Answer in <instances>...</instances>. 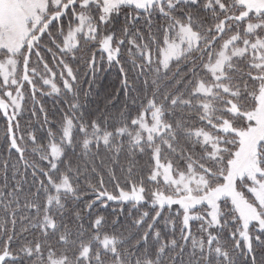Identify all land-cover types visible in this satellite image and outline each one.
<instances>
[{"label": "snow or ice", "instance_id": "6c2138e0", "mask_svg": "<svg viewBox=\"0 0 264 264\" xmlns=\"http://www.w3.org/2000/svg\"><path fill=\"white\" fill-rule=\"evenodd\" d=\"M166 2L165 8V0H25L28 8L18 20L13 21L18 25L15 45L8 47L0 44V119L5 121L8 129L6 150L9 153L16 152L23 161V150L20 146V141L23 139V133H20V117L24 114V106L29 98L33 116L36 115L38 107L46 124L55 121L49 120L47 109L37 98L38 95L53 97L57 103L63 100L65 105L60 112L62 120L59 124L61 133L59 144L56 142L52 128H47L49 155L43 157L49 164V171H44L47 186L44 180L39 181L45 199L43 205L39 201L28 205L30 208H35L38 213L43 207L40 224L34 226H39L45 236L50 231L55 232L59 227L55 213L63 216L68 210L70 200L76 201L78 205L81 200L86 199L85 195L81 194L78 170L73 172L68 165L67 171L60 172L55 177L52 175L58 172L60 162L66 155L65 149L74 150L77 146L75 139L77 130L80 136L78 144L85 157L93 147L97 151L101 145L108 148L112 146L113 136L123 137L126 134L125 124L112 129L108 127L107 119L103 123L98 117L84 119L86 104L80 101L79 73L73 67V63L80 59L77 52L82 42L91 45L89 55L84 58L92 75L90 87L95 82L97 65L99 64L100 69L103 70V65L107 64L109 70L113 66L117 68L121 89L127 95L129 83L121 59L125 42L127 41L129 45V56L132 55L133 47L137 48L139 54H143L135 40V36H142V33L137 30L130 34L136 22L143 19L151 27L153 11L173 21L165 26V31L183 30L186 21L187 29L191 31H186L183 35L186 36V42H190L194 36L199 35L198 29L204 26L203 20L193 16L192 9H202L204 12L212 13L210 17L212 23L207 26L206 31L218 33L213 43L226 31L232 30L233 25L229 21L236 22V31L223 42L221 46L223 50L218 52L214 63H210L208 69L214 74L220 73L213 76L216 80L215 87L236 99L223 101L224 106L219 109L223 115L215 117L212 116L207 105L200 104L199 107L204 110V115L200 119L207 123L211 130L201 126L191 133L204 150V159L211 161L215 165V170L202 163L186 162L183 169L174 166L171 161L165 164L159 159L158 150H155L152 157L153 166L146 177L131 179L132 173L129 168V178L124 182L116 180L113 175L114 186L111 190L105 184L103 177H99L95 183L91 180L86 181L87 196L90 199H87L82 209L74 206L71 211L73 217L81 221L82 229L85 219L82 211L87 213L92 236L88 244H84L83 241L78 242L79 251L75 255V264H103L101 250L109 253L116 264H130L119 252L118 245L121 241L115 234H110L105 229L108 221L99 211L108 209L111 205H118L119 207L112 208V211H118L121 215L129 205H131L129 215L132 211H140L142 207L145 209L133 220L137 227L143 226L145 221H148L137 243V247L144 246L145 251L142 256L136 258V264H161L165 252L177 247L175 239L162 242V230L173 233L176 230L175 221L164 217L165 210L168 211L169 216L174 214L181 218L180 231L185 245L191 240L193 254L195 251H199L202 255L206 253V264H209L213 255L216 264H220V261L224 264H236V256L233 252L243 257L244 264H264V119L256 115L257 108L264 101V74H250V78L256 81V88L247 92L245 85V92L253 101V107L247 110L236 102L242 95L239 87L233 89L221 83L226 78L225 63L230 62L232 56L242 58L245 54H249V48L253 60L259 61V63H250L249 66L258 71L264 70V7L248 9L243 4H225L223 0H166ZM178 5L184 6L179 9L182 19L170 14ZM231 6L238 7V12L221 18L220 13H228ZM140 13H144L143 17ZM121 17L125 18V23L117 30L116 21ZM241 24L244 25L243 32L239 27ZM53 26L57 29L60 42H57L52 35ZM118 31L122 34L118 35ZM2 36L3 34L0 33V38ZM45 37L52 41L60 53L57 56V52L51 47L43 45L52 58L51 63L44 58L40 50V42ZM229 48H232V56L226 55ZM33 55L37 57L36 63L31 59ZM212 59L209 56V61ZM45 87L48 89L46 92L43 90ZM90 93V90L84 93L85 101ZM192 94L211 96L213 93L206 89L203 81H199L197 90ZM176 102L173 100V105ZM155 103L153 99L147 106L142 105L140 115H146L147 108L154 107ZM158 113L159 109L153 113V116L157 117ZM131 124L140 127L136 117L132 118ZM165 127L168 131L173 128L171 124ZM159 128L160 121L156 119L152 131L158 132ZM172 134L175 135L174 132ZM28 138L36 143L35 130L29 131ZM153 140L154 136L149 132L148 142L151 143ZM130 143L134 150L144 151L142 146L144 140L141 136L132 137ZM119 151L120 149L116 148V152ZM25 167H27L26 163ZM33 175H36L35 171ZM19 190L18 184L16 191ZM40 191L41 189L38 188L37 195ZM54 203L55 213L52 207ZM223 205H228V211L233 214L231 224L235 225V228L228 230V238L233 241L231 248L221 242L219 234L229 224V221L224 219L226 212ZM198 209L203 211H197ZM119 219L120 217H116L112 223H118ZM193 221L198 222V230L205 234L207 240L201 237L197 242L192 231ZM158 222L159 227H157ZM70 235L69 230L62 237V242H66ZM150 241L153 242L151 247H149ZM93 245H99V249L94 250ZM38 254H40L39 243L35 246L29 243L14 251L9 238L0 246V264H16L22 255ZM49 255L51 257L49 264H71L66 253L63 259L59 260L55 256V250L50 248Z\"/></svg>", "mask_w": 264, "mask_h": 264}, {"label": "trees", "instance_id": "16d2710c", "mask_svg": "<svg viewBox=\"0 0 264 264\" xmlns=\"http://www.w3.org/2000/svg\"><path fill=\"white\" fill-rule=\"evenodd\" d=\"M223 2L229 5L236 4L234 0H223ZM166 7L167 2L165 0ZM180 7L184 6L178 5L177 9L172 10L170 14L182 19L179 11ZM237 8L236 6H231L228 13H220L221 18L228 14H236L238 12ZM185 10H187L186 7ZM192 14L204 22V26L198 29L201 38L200 43L195 49L172 60L168 65L161 63V49L165 39L174 33V30H164L165 26L173 23V21L167 16L158 15L156 11H153L151 27L145 20L141 19L136 22L135 27L131 28L130 34L137 32V30L142 33V36H135V40L143 54H139L137 48L133 47L131 49L132 55L129 56V45L127 41L125 42L121 59L127 72L129 83L127 95L121 89L120 74L117 68L113 66L109 70L107 64L103 65V70L100 69L99 64L97 65L95 82L90 87L89 82L92 80V75L88 71L84 58L89 55L91 45L84 44L81 38L82 45L77 52V56L80 59L73 63V67L79 73L80 101L82 104H86L84 119L98 117L101 123L107 119L108 127L112 129L117 128L120 124H125L124 131L126 134L123 137L120 135L113 136L111 138L112 146L108 148L101 145L97 151L93 147L92 151L85 157L81 153L78 144L80 136L77 130L75 133L77 146L74 150L71 148L65 149L66 155L60 162L59 170L52 175L55 177L60 172L67 171L68 165L71 166L73 172L78 170L80 176L78 183L81 188V194L85 195L86 199L81 200L78 205L76 201L70 200L68 210L65 211L63 216L55 213L56 205L54 203L52 207L59 227L55 232L50 231L47 236L43 234L39 226H34L40 224L43 207L38 213L35 208H30L28 205L35 204L37 201L43 205L45 194L39 181L44 180L47 186L44 171H49V164L43 159L44 156L49 155L47 128H52L56 142L59 144L61 139L59 124L62 120L60 112L65 107L64 101L60 100L57 103L53 97L38 95L37 98L47 109L49 120L55 121L52 124L45 123L38 107L36 115L33 116L30 98L25 103L24 114L20 117V133H23L20 146L23 150V161L16 152L9 153L6 150V133L8 129L5 121L0 119V246L9 238H11L14 251L29 243L32 246L37 243L40 245V254L35 256L22 255L16 264H49L51 259L49 255L50 248L55 250L57 259L62 260L66 253L70 258L71 264H75V255L79 251L78 242L83 241L84 244H88L92 236L87 213L82 211V215L85 217L82 229L80 227L81 221L76 220L71 211L74 206L82 209L83 204L87 202V199H90L87 196L86 181L91 180L95 183L99 177H103L105 184L111 190L114 186L113 175L116 180L124 182L129 178V168H131L132 173L131 179L146 177L153 166L152 157L155 147L158 148L159 156L163 161H171L174 166L181 169L184 168L186 162H192L194 164L202 163L215 170V165L211 161L204 159V150L191 134L194 129L201 126L211 130L208 124L200 119L204 115V110L199 105H207L212 116L215 117L223 115L219 111L224 106L223 101L236 98L229 97L221 90L216 91L211 96L192 94L193 91L197 90L199 81L204 83L212 81L205 66L209 56H211L212 52L213 55L215 54L214 52L221 41L218 38L213 43V39L218 36V33L206 31L207 26L212 23L210 19L211 12H204L202 9L197 10L194 8L192 9ZM140 15L143 17L144 13H140ZM124 23L125 18L121 17L116 21V29L119 30ZM229 23L233 25V28L225 33L233 34L236 31V22L229 21ZM239 27L243 31L244 25L241 24ZM65 31H67L66 25ZM117 34L121 35L122 33L118 31ZM52 35L57 42H60V36L57 34L55 26L52 28ZM40 45L41 54L49 63H51L52 58L43 45L51 47L54 52H57V56L60 55L48 37H45L40 42ZM247 57L246 55L235 60V67L233 69L227 68L226 71L229 77L227 76L225 81H223L233 89L239 87L242 95L236 102L244 110L253 107V101L248 98L245 92V85H247V92H251L256 88V81L250 78V74H256V69L249 66L250 62ZM31 59L33 63L37 62L35 55ZM43 90L45 92L48 91L47 87ZM89 90L91 93L87 101H85L84 93ZM153 99L156 103L152 108L159 109L164 131L155 136L154 142L149 143L144 140L142 145L144 151L140 152L139 150H134L130 143L132 137H134L135 130H137V127L131 124V120L133 117L138 119L141 116V106H147L148 102ZM173 100L177 101L175 105L172 103ZM152 108H147V112H150ZM167 124L173 126L171 131L166 129L165 126ZM30 130H35V144L28 138ZM173 132L175 135L172 134ZM20 133H18V136ZM116 148L120 149L119 153L116 152ZM34 149L36 150L34 151ZM25 163L27 167H25ZM34 171L36 173L35 176L33 175ZM145 183H147V180H145ZM18 184L20 190L16 191ZM149 187H152V185H149ZM38 188L41 189L39 195H37ZM117 207L119 206L111 205L108 209L99 211L107 218L108 223L105 225L107 232L115 234L121 241L118 245L119 252L124 255L125 260L129 261L130 264H136V258L142 256L145 251L144 246L137 247V243L141 238V234L145 231L148 221H145L143 226L137 227L133 220L140 215V211L145 209L142 207L140 211H132L131 215H129V208L131 207L129 205L125 207L124 214L121 215L118 211H112V208ZM223 207L226 212L224 219L228 220L229 224L219 234L221 242L226 243V246L231 248L233 241L228 238V230L229 228H235V225L231 224L233 214L228 211V205H223ZM116 217H120L119 222L113 224L112 221ZM164 217L175 221L176 230L174 233L162 230V242L175 239L177 247L165 252L161 264H197V262L198 264H206V253L202 255L199 251H195L193 254L191 240L185 245L180 231L181 218L174 214L169 216L167 210L164 212ZM150 219L151 216L149 217ZM159 226L158 222L157 227ZM198 228V222L193 221L192 231L197 242H199L201 237L207 240L205 234L199 231ZM69 230L71 235L67 237L66 242H62V237ZM152 243V241L149 242V247L152 246ZM93 247L94 250L99 249V245H93ZM109 247L111 249V246ZM206 247L207 245L205 244ZM233 255L236 256V264H244L242 256L237 255L235 252H233ZM101 257L103 264H116L115 259L102 250ZM209 264H216L215 255H213ZM220 264H224V262L220 261Z\"/></svg>", "mask_w": 264, "mask_h": 264}, {"label": "rangeland", "instance_id": "374dc122", "mask_svg": "<svg viewBox=\"0 0 264 264\" xmlns=\"http://www.w3.org/2000/svg\"><path fill=\"white\" fill-rule=\"evenodd\" d=\"M237 5L243 4L248 9H260L261 7H264V0H234ZM28 8V4L25 3V0H0V33L3 34L2 38H0V44L6 45L8 47H12L16 43L17 39V31L18 25L14 24L13 21L18 20L20 15H23V12L25 9ZM237 10H239L237 8ZM50 11H52L50 9ZM190 32V29H187V23L185 22V29H176L174 30V33L172 36H168L165 41L164 45L161 49V63L163 65H168L172 60H175L182 56L186 52H190L191 50L195 49L199 43H200V35L194 36L190 42H186V36L183 35L184 32ZM243 32V31H241ZM199 33V32H198ZM233 34L225 33L224 36H219L220 38V44L215 50V54L213 55V52L211 54V57L213 58L212 61L206 62V71L208 73V76L212 79L211 82L204 83L207 90L211 91L213 94L216 93V91L220 90L219 88L215 87L216 80L213 78L214 75H219V72H216L215 74L209 69V64L214 63L218 52L222 51V45L223 42L229 37H231ZM198 41V42H197ZM249 54H245L244 56H248L250 63H259V61H254L251 55V48L248 50ZM226 55L232 56V48L227 49ZM239 57L232 56L230 62L225 63L224 66V75L229 77V74L227 73V68L233 69L235 67V60H237ZM22 60V57H21ZM264 74V70L258 71L256 69V75ZM225 78V79H226ZM225 79L223 81H225ZM223 81H221L222 84H225ZM212 94V95H213ZM158 108H152L150 112H147L146 115H141L138 118V121L140 122V127H137V130H135L134 137L139 135L143 138V140L148 141V134L150 132L151 135L155 136L161 134L163 129V124L161 122V114L160 111L158 113L157 117L153 116V113L156 112ZM256 115L264 119V101L261 102V106L257 108ZM156 119H159L160 121V128L159 131H152L154 129L156 124ZM149 130L146 132L145 130ZM158 150L157 147H155L154 151ZM158 155H160V152L158 150ZM159 159L161 162L167 164L168 162L163 161L160 156ZM197 211H203L202 209H198ZM60 260V259H59Z\"/></svg>", "mask_w": 264, "mask_h": 264}]
</instances>
